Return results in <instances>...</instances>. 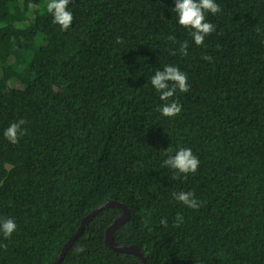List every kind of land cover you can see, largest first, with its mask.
Wrapping results in <instances>:
<instances>
[{
    "label": "trees",
    "instance_id": "1",
    "mask_svg": "<svg viewBox=\"0 0 264 264\" xmlns=\"http://www.w3.org/2000/svg\"><path fill=\"white\" fill-rule=\"evenodd\" d=\"M48 2L0 0V218L17 223L0 234V264H52L111 199L131 210L116 242L140 246L149 264H264V0H216L201 46L175 0H70L67 31ZM165 65L190 86L171 98L182 105L174 117L157 111L165 102L150 83ZM22 118L13 144L4 131ZM169 147H190L198 171L173 179ZM180 191L201 206L175 200ZM122 212L100 211L61 264H143L105 242Z\"/></svg>",
    "mask_w": 264,
    "mask_h": 264
},
{
    "label": "clouds",
    "instance_id": "2",
    "mask_svg": "<svg viewBox=\"0 0 264 264\" xmlns=\"http://www.w3.org/2000/svg\"><path fill=\"white\" fill-rule=\"evenodd\" d=\"M70 0H49L46 5L47 11L52 14L53 23L58 24L62 30L67 31L73 24L74 16L71 11L68 10ZM174 12L178 14V23L184 28L191 29L190 35L193 38L197 46L204 44L205 37L212 34L215 31V27L211 22L206 21L205 13L210 12L216 14L221 11V8L216 0H175ZM259 32L260 29H257ZM167 39L171 42H175L176 37L169 35ZM116 43H123L121 37L116 38ZM188 42H181L179 45L180 54L183 56L188 55ZM172 55H176L175 51L171 52ZM203 59L211 62L212 57L205 55ZM151 85L157 92L160 93V100L165 103L157 108L163 116L174 117L180 114L182 111V105L179 100H171V98L177 93V90L181 93L189 91L187 74L181 71L178 67L173 65H165L163 70H156L155 74L151 77ZM26 124V121L22 118L19 121L12 122L4 131L5 138L13 143H19L22 136L26 135L27 129L22 126ZM167 155V159L164 160L162 166H166L174 170L173 179H179L180 174H195L199 168V158L193 154L190 147H181L174 155L171 153V148L164 150ZM172 196L175 200L181 202L192 209H198L202 202L195 198L193 191H180L173 192ZM184 217L182 214L177 213L173 226L179 227L183 223ZM160 223L167 227V220L161 218ZM17 230V223L12 218H0V234L4 239H10L13 233ZM8 245L0 243V248L7 250ZM78 253L85 251L81 247H77Z\"/></svg>",
    "mask_w": 264,
    "mask_h": 264
},
{
    "label": "water",
    "instance_id": "3",
    "mask_svg": "<svg viewBox=\"0 0 264 264\" xmlns=\"http://www.w3.org/2000/svg\"><path fill=\"white\" fill-rule=\"evenodd\" d=\"M108 206H118L121 207L123 212L121 215H119L106 229L105 233V242L106 244L111 247L112 249L124 252V253H134L138 255L143 264H149L143 250L140 246L136 244H118L114 238V233L119 227H121L126 221H128L131 217V210L128 207L127 204H125L123 201L111 199L103 203L102 205L96 207L93 209L88 215H86L79 228L75 231V233L69 238V240L64 244L63 248L61 249L60 254L57 256V258L52 262V264H61L63 261L65 254L69 250V248L73 245L75 240L83 233L86 226L90 223V221L104 208Z\"/></svg>",
    "mask_w": 264,
    "mask_h": 264
}]
</instances>
